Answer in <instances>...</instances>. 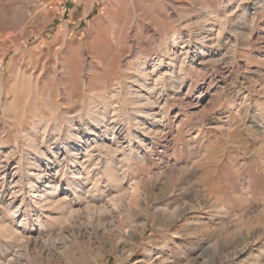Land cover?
Masks as SVG:
<instances>
[{"label": "rangeland", "instance_id": "374dc122", "mask_svg": "<svg viewBox=\"0 0 264 264\" xmlns=\"http://www.w3.org/2000/svg\"><path fill=\"white\" fill-rule=\"evenodd\" d=\"M0 264H264V0H0Z\"/></svg>", "mask_w": 264, "mask_h": 264}, {"label": "bare ground", "instance_id": "6f19581e", "mask_svg": "<svg viewBox=\"0 0 264 264\" xmlns=\"http://www.w3.org/2000/svg\"><path fill=\"white\" fill-rule=\"evenodd\" d=\"M167 54H168V53H167ZM174 58H175V57H174ZM173 60H174V59H173ZM173 60H172V61H173ZM170 74H171V73H170ZM158 75H159V74H158ZM160 75H161V74H160ZM156 76H157V75H156ZM171 76H172V75H171ZM167 78H168V77H167ZM170 79H171V78H170ZM150 89H151V88H150ZM169 89H170V88H169ZM151 90H152V89H151ZM171 90H172V89H171ZM179 94H180V93H179ZM177 96H178V95H177ZM111 99H112V98H111ZM136 103H139L141 107L139 108V106H138V107H137V110H136L135 112H137V111H139V112L141 111V112H142V111H143V110H142V107L146 106V104L148 105V107H149V106H152V105L154 104V102L150 99V96H144V97H142L140 100H139V98H138V100L136 101ZM139 104H138V105H139ZM94 108H95V107H94ZM139 112H138V113H139ZM98 114H99V113H98ZM142 114H143V116L146 117V116L150 115L151 113L142 112ZM96 116H97V115H96ZM100 117H101V116H100ZM145 117H144V118H145ZM254 120H255V119H254ZM131 124H132V123H131ZM144 124H145V123H139V122H136V123H135L136 128H137V127H142V130H143V128H144V129H145V128L147 129V128L150 126V125H149V126H147V127H144ZM99 130H100V129H99ZM127 130H128V129H127ZM148 130H149V128H148ZM148 130H147V131H148ZM145 131H146V130H145ZM148 133H149V132H148ZM127 136H128V135H127ZM127 136H126V137H127ZM101 140H102V139H101ZM108 154H109V153H108ZM117 165H118V164H117Z\"/></svg>", "mask_w": 264, "mask_h": 264}]
</instances>
